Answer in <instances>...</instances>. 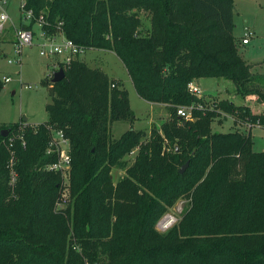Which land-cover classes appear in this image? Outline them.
<instances>
[{
    "label": "trees",
    "instance_id": "trees-1",
    "mask_svg": "<svg viewBox=\"0 0 264 264\" xmlns=\"http://www.w3.org/2000/svg\"><path fill=\"white\" fill-rule=\"evenodd\" d=\"M22 1L32 17L19 28L41 17L47 35L112 51L135 94L165 105L168 118L113 138V122L134 119L119 81L83 60L58 82L44 75L46 120L0 122L8 130L0 136V264H264V151H253L249 131L211 130L224 115L264 128V74L238 51L233 0ZM202 78L231 82L241 100L207 105L187 87ZM181 106H192L191 119L177 114ZM49 127L62 131L70 156L58 209L60 176L45 168L55 159L45 154ZM112 169L122 171L115 180ZM178 198L180 217L159 231Z\"/></svg>",
    "mask_w": 264,
    "mask_h": 264
},
{
    "label": "rangeland",
    "instance_id": "rangeland-1",
    "mask_svg": "<svg viewBox=\"0 0 264 264\" xmlns=\"http://www.w3.org/2000/svg\"><path fill=\"white\" fill-rule=\"evenodd\" d=\"M19 1L8 0L6 13L9 19L3 23V29L0 32V122L19 123L22 122L20 119L25 117L26 121L23 123L35 126L46 120L44 104L49 101V97L47 88L42 86L39 81L45 75L50 59L38 54L35 40L31 46L21 47L18 53L13 50L15 30L20 27V24H28L19 13ZM233 4V34L240 43H238L239 53L252 64L264 61V0H233ZM143 22L146 24L145 21ZM36 25L33 23L31 26L35 33L38 32ZM246 30L251 31L252 35L248 44H242L241 38ZM83 57L87 66L99 68L106 73L109 79L119 81L121 87L127 91L129 108L134 119L131 124L128 121L113 122L110 128L113 138L118 137L130 125L133 129L146 132L150 126H159L168 118L165 105L156 103L149 107L150 104L147 101L135 94L123 65L112 51L92 48L86 50ZM8 59L12 62L8 63ZM262 68L263 66H261V70L258 68L255 70L262 71ZM5 77L9 79L4 81ZM23 84H30L31 87L24 88ZM200 87L203 93L202 97L207 105H211L217 100L227 99L235 103L241 100L235 96L232 83L223 78H204ZM235 129L237 127L228 115L220 116L211 123L212 131L228 132ZM238 129L242 131L241 128ZM251 137L253 150H264V128L261 126L252 128ZM135 152L136 148H133L125 158L130 161ZM111 174L115 180L122 174V171L112 169ZM184 198H178L173 205L167 208L165 213L173 214L177 220L184 207Z\"/></svg>",
    "mask_w": 264,
    "mask_h": 264
},
{
    "label": "built area",
    "instance_id": "built-area-1",
    "mask_svg": "<svg viewBox=\"0 0 264 264\" xmlns=\"http://www.w3.org/2000/svg\"><path fill=\"white\" fill-rule=\"evenodd\" d=\"M8 0H0V32L3 29V23L6 22L9 17L6 13V6ZM19 13L24 20L27 22L32 17L29 10L23 8V1L20 0L18 3ZM41 17H39L37 24L38 32L35 33L32 29L18 28L15 30V42L14 51L16 53L20 52V48L23 46H31L33 40L36 41V46L38 48V54L42 57L50 59L48 69L45 73L47 78L51 79L52 72L57 70H64L70 65L74 60H81L82 56L86 52V48L74 43L72 40L66 38L61 32L54 34H45L40 29ZM252 32L246 30L243 37L241 38L242 44H247L250 40ZM8 63L12 62L10 59L7 60ZM19 62V61H18ZM20 64V63H19ZM9 78L5 77L4 81ZM24 88H30V84H23ZM188 90L201 97L203 95L201 87L198 85L197 80H192L188 83ZM191 108L192 106H181L177 109V114L182 116L185 120L191 119ZM49 139L45 148V154H53L55 156L54 161L45 165V168L58 172L60 176V184L63 187L60 199L55 204V209L61 208L66 200V184L68 181V174L70 168V156L68 153V140L64 136L61 130L52 127L48 128ZM20 138V135L17 136ZM12 136L7 137L6 147L8 150V158L6 162V167L8 170V180L9 184H13L16 179V173L14 170V150L11 147ZM23 144V142H22ZM176 217L171 213H165L162 218L157 222L156 228L159 231H166L175 223Z\"/></svg>",
    "mask_w": 264,
    "mask_h": 264
},
{
    "label": "crops",
    "instance_id": "crops-1",
    "mask_svg": "<svg viewBox=\"0 0 264 264\" xmlns=\"http://www.w3.org/2000/svg\"><path fill=\"white\" fill-rule=\"evenodd\" d=\"M248 43H249V42H248ZM248 43H247V44H248ZM85 53H86V52H85ZM85 53H84V54H85ZM81 60L85 61L83 56H82ZM254 64H256V65L252 68V71L255 72V73H258V74H264V61H259V62H256V63H254ZM261 66H263L262 71H257V70H255L256 68H258V69L261 70ZM202 81H204V78H202V79H198V80H197V83H198L199 86H201V82H202ZM232 85H233V84H232ZM233 90H234V85H233ZM148 103L150 104L149 107H151V105L156 104V103H153V102H148ZM161 105H163V104H161ZM235 126H236L237 128H241L242 131H244V132L249 131L250 134H251V130H252V128H254V127H260V126L254 125V126H252V127H250V128H247V125L244 124V123H242V124H238V125H235ZM252 149H253V148H252ZM253 151H254V150H253ZM262 151H264V150H262Z\"/></svg>",
    "mask_w": 264,
    "mask_h": 264
},
{
    "label": "water",
    "instance_id": "water-1",
    "mask_svg": "<svg viewBox=\"0 0 264 264\" xmlns=\"http://www.w3.org/2000/svg\"><path fill=\"white\" fill-rule=\"evenodd\" d=\"M64 76V72L62 70H57V71H54L52 72V77L50 79V81L52 83H55V82H58L60 81ZM26 121V118L23 117L22 118V122H25ZM7 132L8 130L7 129H3L1 132H0V136H6L7 135ZM188 165V162H186L180 169H179V173H182L183 170L185 169V167Z\"/></svg>",
    "mask_w": 264,
    "mask_h": 264
}]
</instances>
